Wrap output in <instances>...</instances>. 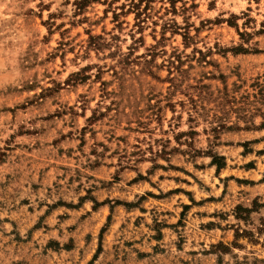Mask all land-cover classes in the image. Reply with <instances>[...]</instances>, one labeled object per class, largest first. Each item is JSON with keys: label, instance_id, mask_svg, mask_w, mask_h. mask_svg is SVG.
Wrapping results in <instances>:
<instances>
[{"label": "rangeland", "instance_id": "1", "mask_svg": "<svg viewBox=\"0 0 264 264\" xmlns=\"http://www.w3.org/2000/svg\"><path fill=\"white\" fill-rule=\"evenodd\" d=\"M75 1L0 0V264H264V0Z\"/></svg>", "mask_w": 264, "mask_h": 264}, {"label": "trees", "instance_id": "2", "mask_svg": "<svg viewBox=\"0 0 264 264\" xmlns=\"http://www.w3.org/2000/svg\"><path fill=\"white\" fill-rule=\"evenodd\" d=\"M101 0H76L75 1V8L76 11L78 12L77 14H81L84 9L91 3V2H100ZM104 4L108 6V8H111V11L113 13V19L115 21H118L120 16H128L130 14H134V19L136 21L135 26L138 29H143V25L150 15V13L155 9V4L157 2H162L164 9L172 14H177L179 11L184 12L187 11L189 8H193L196 6L195 0H103ZM181 2L182 6L181 9L177 6V4ZM117 4V6H114V4ZM189 4V6H188ZM167 23V27H174L175 29H179L180 27L178 26L177 22L171 18L170 22H165ZM262 26H264V22L262 23ZM89 34V43L88 46L89 48L92 47L94 50H102L106 46L109 45L106 39H104L100 35H92L90 32ZM242 35V34H241ZM184 37H190L188 34L184 35ZM141 39V38H140ZM237 51H245V48H235ZM86 68V67H85ZM84 68V69H85ZM262 127H264V121L261 124ZM238 127V126H237ZM234 126H227L223 122L221 124H218L215 126L212 131L215 133H219L221 129H233ZM188 133H196L193 130ZM216 134V135H217ZM217 139L218 137L215 136ZM210 157L212 158V165L216 166L217 171H220L224 167H226V159L223 156H219L216 154H211ZM193 201V200H192ZM256 206H261L259 202H254ZM264 207V205H262ZM96 207V204H94V208ZM238 212H247L251 213L253 211L252 208H243L241 206L236 207ZM236 218H239V214L236 212ZM245 219V217L243 218ZM248 233V232H246ZM240 232L236 231V237H239ZM239 245V244H237Z\"/></svg>", "mask_w": 264, "mask_h": 264}]
</instances>
